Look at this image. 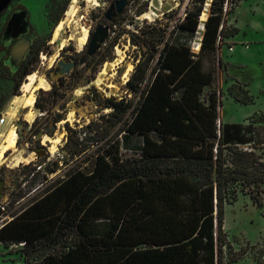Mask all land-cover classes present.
Instances as JSON below:
<instances>
[{"label":"trees","instance_id":"trees-1","mask_svg":"<svg viewBox=\"0 0 264 264\" xmlns=\"http://www.w3.org/2000/svg\"><path fill=\"white\" fill-rule=\"evenodd\" d=\"M239 1H209L198 52L188 42L166 40L145 89L147 63L137 64L127 87L142 90L138 102L110 96L99 104L111 110L99 119L79 130L66 122L62 150L74 165L66 178L0 224V244L23 243V264H232L242 257L225 256V205L241 191L264 208V157L256 151L260 139L254 122L220 120L222 100L214 87L221 41L239 32L238 26H226L227 8ZM206 2L193 0L177 28L194 35ZM61 16L51 14L50 21L58 24ZM150 36L133 44L151 45L155 53L165 35L162 40ZM41 41L31 43L14 70L2 58L0 77L13 80V94L36 69L40 54L49 53ZM0 51L9 53L1 46ZM234 87L228 91L235 100L254 102L246 86ZM56 88L40 89L39 109L50 112L44 95L54 96ZM63 118L55 115L54 127ZM121 135L127 141L142 138L138 154L123 156ZM93 138L97 148L84 143Z\"/></svg>","mask_w":264,"mask_h":264},{"label":"rangeland","instance_id":"rangeland-1","mask_svg":"<svg viewBox=\"0 0 264 264\" xmlns=\"http://www.w3.org/2000/svg\"><path fill=\"white\" fill-rule=\"evenodd\" d=\"M114 1L5 0V4L0 5V46L9 51L8 54L0 51V63L6 57V64L12 70L16 69L30 44L40 38L49 53L40 54L34 71L48 82L46 87H42L43 90H54L58 86L54 96L44 95L46 102L51 101L50 112L42 111L34 102L33 120H30L27 116L29 108L25 109L21 104L25 97L22 86L19 93L13 94V80L0 77V114L6 120V124L0 126V134H6L12 128L17 131L16 146L0 159V190L3 194L0 201L6 207L0 224L11 219L13 214L33 197L42 194L48 186L66 178L74 165L70 154L62 150L67 141L66 122L79 130L91 120L99 119L101 114L111 110L101 109L105 98L110 96L134 99V104L138 102L142 90L139 93L131 91L127 82L137 64L144 62L147 63V74L142 89L146 88L166 40L188 42L194 52L199 51L210 0L205 4L194 35L177 28L193 0H183L181 5L179 0H129L124 12L110 22L105 14ZM65 4L68 6L63 9ZM141 8L144 11L138 14ZM227 11L226 26H238L239 32L234 41L222 39L218 50L221 62L216 70L214 87L220 91L222 100L220 120L230 122L244 119L245 123L254 122L258 126L257 138L260 139L256 151L263 152L264 157V119H260L261 114L264 117V0H240L237 4H230ZM51 14L62 15L58 24L62 22L63 27L57 34L58 24L50 21ZM104 23L110 25V32L99 53L89 58L87 63L77 64L69 74H64L67 76L62 81L59 77L63 76V66L85 56L90 35L99 24ZM83 27L89 30V34L86 43L80 47L78 38L83 36ZM143 29L146 31L143 32ZM150 34H154L156 40H162L165 35L155 53L151 45L133 44V39H151ZM233 45L234 50L229 51V46ZM129 65H132V69L126 77ZM239 79L251 83L249 94L254 98L253 103H239L229 94L228 88L232 84L235 90L242 84ZM40 89L35 92V101ZM207 92L208 88L204 94ZM18 95L21 98L17 100ZM14 100L18 102L13 103ZM57 114H62L64 118L54 127L53 120ZM118 139L121 140L123 156L138 154L142 140L139 135H133L129 141L123 140L122 135ZM97 141V138H93L84 143L97 148ZM4 143L5 137L0 136V149ZM54 162L59 163L58 169L51 173L48 168ZM84 166H89V163ZM224 228L228 238L225 256L227 259L237 254L242 256L232 264H264V250L254 247L264 240V208L255 205L249 194L240 191L235 202L225 205ZM20 249L18 243H11L9 248L0 244V264H23Z\"/></svg>","mask_w":264,"mask_h":264},{"label":"bare ground","instance_id":"bare-ground-1","mask_svg":"<svg viewBox=\"0 0 264 264\" xmlns=\"http://www.w3.org/2000/svg\"><path fill=\"white\" fill-rule=\"evenodd\" d=\"M76 1V0H73ZM62 22H60L57 26V30L56 33H58V31L62 28ZM82 37L78 38V43L80 45V47L86 43V39L88 38V34H89V30L86 27L82 28ZM198 46V45H197ZM200 47V45L198 46ZM132 69V65H129L125 76L127 77L129 71ZM47 80H45V78L43 76H39L38 73L36 71L32 72L31 74H29L27 76V78L25 79V81L23 82L22 85V89L24 91L23 96L24 99L21 102L23 108H29L28 112H27V116H29L30 120H33V111H32V106L35 102V92L37 91L38 88H42L45 86ZM48 86V85H47ZM46 87V86H45ZM17 100L18 98H21V96H17L16 97ZM17 100H14V102H18ZM1 137H5V143L2 146V149L0 150V159L3 158V156L6 153V150L9 151L10 149L14 148L16 146V142H17V131L15 130V128L10 129L6 134H0Z\"/></svg>","mask_w":264,"mask_h":264},{"label":"water","instance_id":"water-1","mask_svg":"<svg viewBox=\"0 0 264 264\" xmlns=\"http://www.w3.org/2000/svg\"><path fill=\"white\" fill-rule=\"evenodd\" d=\"M5 0H0V5L5 4ZM129 4V0H115L108 10L106 11L105 18L106 20L112 22L116 18H118L125 10L126 6ZM204 27V25H203ZM110 32V25L107 23L99 24L91 36L89 37L87 49H86V55L87 57L94 56L105 44V41L109 37ZM87 57H82L79 60V64L83 65L87 62ZM76 61H70L67 64H65L62 68V74H69L70 71L76 66ZM41 135V134H39ZM38 150V148H37Z\"/></svg>","mask_w":264,"mask_h":264},{"label":"built area","instance_id":"built-area-1","mask_svg":"<svg viewBox=\"0 0 264 264\" xmlns=\"http://www.w3.org/2000/svg\"><path fill=\"white\" fill-rule=\"evenodd\" d=\"M230 50H233L232 46H230ZM4 122H5V116L3 114H1L0 115V126L3 125ZM51 173H54V172H51ZM0 207H1L2 212H3V216H2V220H3L4 215L6 213V207H5V205L3 204L2 201H0ZM20 245H23V243H20ZM254 247H255L256 250H259V249H263L264 250V240L261 241V243L256 244ZM262 260H263V262H262ZM262 260H261V262L264 263V255L262 256Z\"/></svg>","mask_w":264,"mask_h":264},{"label":"crops","instance_id":"crops-1","mask_svg":"<svg viewBox=\"0 0 264 264\" xmlns=\"http://www.w3.org/2000/svg\"><path fill=\"white\" fill-rule=\"evenodd\" d=\"M238 34V33H237ZM236 34V35H237ZM235 35V36H236ZM235 36H232V37H229L228 39L230 40V41H234V39H235ZM233 47V50H234V45L232 46ZM233 50H230V46H229V51H233ZM230 61V60H229ZM231 63V62H230ZM240 80V79H239ZM241 82H242V84L244 85V86H246V88L249 90V93H251V90H250V86H251V83L249 82V81H244V80H240ZM237 102H239V101H237ZM239 103H241V102H239ZM242 104H245V103H242ZM250 115V114H249ZM242 121H244V119H242V120H238V121H230V122H242ZM226 122H228V121H226ZM6 124V120H5V122H4V124L3 125H5ZM4 145V144H3ZM2 149V148H1ZM0 149V150H1ZM6 152H7V150H6ZM4 157V156H3ZM1 187H2V185H0V189H1ZM0 198L2 199L3 198V194H2V190H0Z\"/></svg>","mask_w":264,"mask_h":264},{"label":"flooded vegetation","instance_id":"flooded-vegetation-1","mask_svg":"<svg viewBox=\"0 0 264 264\" xmlns=\"http://www.w3.org/2000/svg\"><path fill=\"white\" fill-rule=\"evenodd\" d=\"M114 2H115V1H114ZM112 3H113V2H112ZM30 46H31V44H30ZM30 46H29V47H30ZM28 50H29V48H28ZM28 50H27V52H28ZM25 56H26V55H25ZM84 57H87V55L85 54ZM24 58H25V57H24ZM24 58H23V59H24ZM23 59H22V60H23ZM80 59H81V58H80ZM80 59H79V60H80ZM88 59H89V57H87V60H88ZM22 60H21V61H22ZM79 60H78V61L75 60L77 64H79ZM21 61L17 64L18 66H19V64L21 63ZM86 63H87V62H86ZM77 64H76V65H77ZM18 66H17V67H18ZM17 67H16V68H17ZM64 76H67V75L60 76L59 78L63 79V78H65Z\"/></svg>","mask_w":264,"mask_h":264}]
</instances>
